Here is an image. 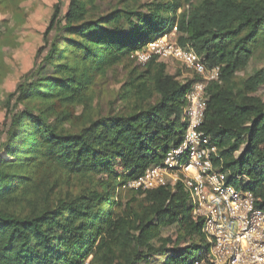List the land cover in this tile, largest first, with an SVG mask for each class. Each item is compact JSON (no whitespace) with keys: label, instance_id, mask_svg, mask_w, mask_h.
Returning <instances> with one entry per match:
<instances>
[{"label":"trees","instance_id":"obj_1","mask_svg":"<svg viewBox=\"0 0 264 264\" xmlns=\"http://www.w3.org/2000/svg\"><path fill=\"white\" fill-rule=\"evenodd\" d=\"M17 6L0 0V13L10 14L0 21V264L207 257L202 223L180 184L124 187L185 128L184 94L196 77L136 57L174 27L179 45L220 67L201 125L217 143L214 164L264 209V0H68L64 13L57 0L32 67L5 93L2 46ZM258 51L262 65L239 77ZM116 71L123 76L114 89L107 85ZM153 226L173 233L150 237Z\"/></svg>","mask_w":264,"mask_h":264},{"label":"built area","instance_id":"obj_2","mask_svg":"<svg viewBox=\"0 0 264 264\" xmlns=\"http://www.w3.org/2000/svg\"><path fill=\"white\" fill-rule=\"evenodd\" d=\"M175 32L176 27L172 34ZM136 57L142 64L151 57L166 65L169 61L180 62L196 78L184 94L185 128L179 142L169 146L159 162L149 165L124 187L148 190L182 186L192 216L201 221L209 243L207 257L191 264H264V209L257 206L251 190L236 187L229 181L230 173L215 166L217 143L201 129L207 86L219 81L220 67H208L202 55L179 45L167 34L148 41Z\"/></svg>","mask_w":264,"mask_h":264},{"label":"rangeland","instance_id":"obj_3","mask_svg":"<svg viewBox=\"0 0 264 264\" xmlns=\"http://www.w3.org/2000/svg\"><path fill=\"white\" fill-rule=\"evenodd\" d=\"M56 1L57 0H18V6L12 9L14 12V20L12 21V26L14 29L9 35H7L4 40L5 44L2 46L3 58L8 68V73L3 78L1 83L3 92L6 93L13 91L20 81L22 75L32 67L35 52L42 44V33L48 24L53 10V5ZM67 3L68 0H60L61 13L65 12ZM9 17V13H0V21L3 18ZM164 34H167L170 39L178 43L176 32L175 34H172L171 30ZM137 52L139 51H136V53ZM261 65V54L260 51H258L250 60L247 68L242 72H238L237 75L239 77L246 76ZM166 66L170 73H175L178 71L181 74V77H193V74L180 62L178 63L176 61H169ZM117 72L118 71L114 72L113 77L109 79L107 85L108 87L115 89L120 85L116 82L117 79L120 80V78L123 76V73L119 71V74L116 75ZM107 86L104 85V88ZM258 94L264 99V84L259 87ZM107 97V95L104 97V101L107 99ZM3 123L4 111L0 108V145L4 138ZM260 143H262V141H260ZM238 153L239 152L237 151L234 155H237ZM170 233H173V228L160 230L159 228L153 226L150 229V237H161ZM141 264L147 263L144 262Z\"/></svg>","mask_w":264,"mask_h":264}]
</instances>
